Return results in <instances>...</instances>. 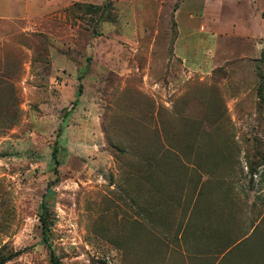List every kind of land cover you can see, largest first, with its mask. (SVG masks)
<instances>
[{
	"label": "rangeland",
	"instance_id": "obj_1",
	"mask_svg": "<svg viewBox=\"0 0 264 264\" xmlns=\"http://www.w3.org/2000/svg\"><path fill=\"white\" fill-rule=\"evenodd\" d=\"M0 264H264V0H0Z\"/></svg>",
	"mask_w": 264,
	"mask_h": 264
},
{
	"label": "crops",
	"instance_id": "obj_2",
	"mask_svg": "<svg viewBox=\"0 0 264 264\" xmlns=\"http://www.w3.org/2000/svg\"><path fill=\"white\" fill-rule=\"evenodd\" d=\"M234 36V35H233ZM230 38L232 37H229V40L228 41H225L222 45H226V42H229L230 41ZM242 39L241 40H244V41H248V38L246 36H242L241 37ZM181 48L184 49V47H180L177 43L175 44V53L178 54V53H183L184 54V50H181ZM227 53V52H226Z\"/></svg>",
	"mask_w": 264,
	"mask_h": 264
},
{
	"label": "trees",
	"instance_id": "obj_3",
	"mask_svg": "<svg viewBox=\"0 0 264 264\" xmlns=\"http://www.w3.org/2000/svg\"><path fill=\"white\" fill-rule=\"evenodd\" d=\"M53 155H54V151H53Z\"/></svg>",
	"mask_w": 264,
	"mask_h": 264
}]
</instances>
